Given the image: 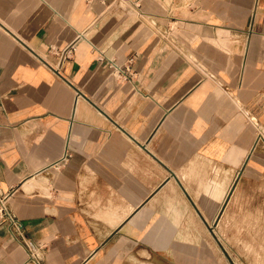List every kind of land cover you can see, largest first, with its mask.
I'll list each match as a JSON object with an SVG mask.
<instances>
[{"label":"crops","instance_id":"0c3cea01","mask_svg":"<svg viewBox=\"0 0 264 264\" xmlns=\"http://www.w3.org/2000/svg\"><path fill=\"white\" fill-rule=\"evenodd\" d=\"M11 188L0 264H264V0H0Z\"/></svg>","mask_w":264,"mask_h":264},{"label":"built area","instance_id":"2783aa9c","mask_svg":"<svg viewBox=\"0 0 264 264\" xmlns=\"http://www.w3.org/2000/svg\"><path fill=\"white\" fill-rule=\"evenodd\" d=\"M68 54V51L63 52L61 56V60L66 57ZM262 138V134L259 132L257 141H259ZM66 156V153L63 157V160ZM15 188H11L10 190L3 192L0 189V222H5L9 226H12L15 228L18 232L21 231V223L19 220L15 217V215L12 213V211L9 208L8 200L10 196L14 193ZM29 261L35 263V264H44L42 257L40 253L37 251L35 252L34 249H31L29 251Z\"/></svg>","mask_w":264,"mask_h":264}]
</instances>
